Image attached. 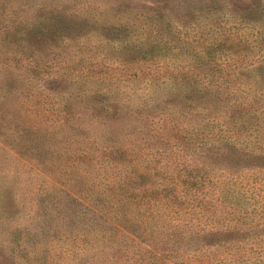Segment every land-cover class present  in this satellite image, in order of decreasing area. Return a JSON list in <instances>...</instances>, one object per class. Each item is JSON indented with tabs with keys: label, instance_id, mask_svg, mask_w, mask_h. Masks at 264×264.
Here are the masks:
<instances>
[{
	"label": "rangeland",
	"instance_id": "obj_1",
	"mask_svg": "<svg viewBox=\"0 0 264 264\" xmlns=\"http://www.w3.org/2000/svg\"><path fill=\"white\" fill-rule=\"evenodd\" d=\"M187 1L192 5L169 4L162 12L160 7L166 0H0V264H115L117 258L109 254L126 252L127 257L123 258L122 253L123 259L117 262L123 264L146 250L145 246L101 240L98 230L106 226L71 201L65 190L91 199L95 191L104 187L107 180L103 178L110 175L102 173L98 166L105 146L118 148L117 159L125 161L129 155L140 158V170L147 168L141 180L144 184L155 182L162 174L155 175L147 157L140 156L145 150L159 160H178L181 150L173 139L160 140L169 136L166 130L159 134L152 130V115L144 117L139 106L137 94L141 90L114 95L111 101L120 115L115 120L101 112L97 100L90 97L94 94L69 95L76 88H64L65 82L60 79L115 81L108 77L138 76L146 69L157 72L168 68L175 72V68L193 67L204 71L209 64L201 63L200 53L208 22L206 25L200 16L199 21L192 17L191 12L199 8L193 4L199 5V1ZM158 2L163 6L156 8ZM244 2L218 0L209 6L221 15L222 9L237 10ZM117 22L125 23L120 28L133 39L158 41L174 48L176 58L139 63L127 70L114 63L113 54H121L115 50L118 41L112 39L118 32L113 34L101 27ZM32 33L39 35L29 36ZM25 34L28 36L24 42ZM104 54L111 61L102 58ZM229 63L219 74L225 81L223 86L229 80L238 81V77H226V72H236ZM133 80L126 82L131 88H139L141 79ZM123 88L118 86L119 90ZM256 105L263 106L264 100ZM254 121L264 124V113ZM263 130L257 127L254 131L257 137L249 149L264 152ZM122 152L127 156H120ZM185 154L200 160L207 151L197 153L189 148ZM223 163L211 166L213 172L208 175L222 179L219 172L227 170L239 176L233 186L235 198L240 199L242 209L254 210L249 218L243 217L241 211L239 224L245 227L253 220L264 226V169H242ZM111 182L112 177L106 193L112 190ZM147 240H151L150 249L161 244ZM142 261L156 264L154 257L147 254H142L138 264Z\"/></svg>",
	"mask_w": 264,
	"mask_h": 264
},
{
	"label": "trees",
	"instance_id": "obj_2",
	"mask_svg": "<svg viewBox=\"0 0 264 264\" xmlns=\"http://www.w3.org/2000/svg\"><path fill=\"white\" fill-rule=\"evenodd\" d=\"M197 1L200 4L193 5L199 8L191 12L192 17L196 21L201 17L206 25L208 22L200 53L201 63L209 64L205 67L207 72L193 67L175 68V72L166 68L157 72L146 69L138 76L108 77L115 81L60 79L65 82L64 88H76V92L72 90L69 95L89 97L94 94L90 97L97 100L101 112L115 120L120 115L111 101L114 95L120 91L133 94L141 90L137 95L141 99L142 115H152L149 120L154 124L152 130L156 134L166 130L169 134L160 140L173 139L181 150L178 160H159L145 150L140 156L147 157L155 175L162 174L157 175L160 177L155 182L144 184L141 180L147 168L140 170V158L129 155L128 160L117 159L118 148L105 146L100 153L98 169L112 177V190L106 193L110 177L105 176L104 187L95 191L91 199L65 190L71 201L106 226L98 230L101 240L145 246L146 250L139 251L140 257L124 260L123 264H138L142 254L153 256L156 264H264V226L252 220L242 227L238 222L241 211L245 214L243 217L248 218L254 212L250 208L242 209L240 199L235 198L237 191L233 186L239 176L227 170H219L224 176L222 179L208 175L209 171L213 172L211 166L223 162L242 169H264V152L249 149L251 141L257 137L254 131L264 127L254 121L264 113V105H256L264 100V0H245L237 10L222 9L221 15L209 6L218 0ZM190 2L166 0L164 6L158 2L155 7L163 6L160 9L164 12L169 4L191 6ZM149 19L154 21V18ZM124 24L117 22V25L101 27L113 34L118 32L112 39L118 41L115 50L121 54L112 53L114 63L126 66L127 70L139 63L176 58L174 48L165 43L133 39L120 28ZM37 35L29 34L31 37ZM27 36L25 34L24 42ZM102 58L111 61L106 54ZM228 61L236 72H226V77H238V81L229 80L230 83L223 86L225 81L219 74L225 72L222 67ZM145 74L151 75L142 79ZM164 75L166 78L160 80ZM135 78L141 79L137 89L126 82ZM118 86L125 88L119 90ZM257 97L262 98L258 100ZM189 148L197 153L207 151V155L200 160L191 159L185 154ZM212 150L214 153H210ZM121 155L124 158L127 153ZM147 239L161 244L150 249L151 240ZM122 253L126 258V252ZM122 253H112L109 257L117 258V264L123 259Z\"/></svg>",
	"mask_w": 264,
	"mask_h": 264
}]
</instances>
